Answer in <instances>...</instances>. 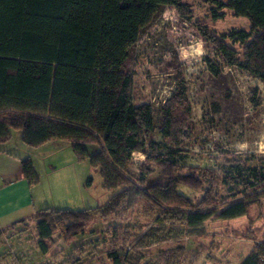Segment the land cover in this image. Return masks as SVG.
I'll list each match as a JSON object with an SVG mask.
<instances>
[{"label": "trees", "instance_id": "trees-1", "mask_svg": "<svg viewBox=\"0 0 264 264\" xmlns=\"http://www.w3.org/2000/svg\"><path fill=\"white\" fill-rule=\"evenodd\" d=\"M167 5L190 19L183 0H0V145L13 131L32 148L65 141L78 159H87L98 169L103 188L110 193L95 208H45L34 216L37 246L44 254L54 247L56 237L69 241L99 219L108 223L138 199L158 211L155 225L129 247L124 245L128 236L120 242L118 227H111L118 245L107 250L110 264L129 263L128 249L181 239L184 234L201 237L203 223L212 216L238 218L264 199V171L256 167L235 169L224 178L230 187L247 193L242 200L216 202L211 172L176 162L173 149L189 115L183 80L164 110L158 131L172 146L164 152L151 138L152 107L134 103L133 80L126 68L140 34ZM219 7L245 18L250 31L217 37L199 25L200 34L227 65L264 83V0H227ZM225 39L242 45L241 57ZM91 146L97 148L93 153ZM134 152L145 157L136 181L128 177ZM21 167L34 184L37 175L31 160H21ZM185 190L191 195H184ZM243 238L252 236L247 233ZM263 255L264 241L255 242L240 264H259ZM200 257L195 251L189 264H197Z\"/></svg>", "mask_w": 264, "mask_h": 264}, {"label": "rangeland", "instance_id": "rangeland-1", "mask_svg": "<svg viewBox=\"0 0 264 264\" xmlns=\"http://www.w3.org/2000/svg\"><path fill=\"white\" fill-rule=\"evenodd\" d=\"M183 1L190 9V19L182 18L173 6L163 7L142 31L131 52L126 69L133 80L134 103L151 105L155 127L151 138L165 152L172 144L158 131L164 110L178 91L179 80H183L189 115L179 144L173 149L175 160L180 166L211 172L216 202L240 201L247 193L230 187L224 178L235 169L256 167L264 171V83L250 72L227 65L203 39L198 26H207L219 37L231 31H250V23L219 7L227 0ZM225 42L241 57L242 45L229 39ZM66 148L59 147L60 153L45 163L42 157L32 154L30 160L37 175L33 185L41 186L47 203L56 201L71 211L104 204L110 193L103 188L98 169L87 159H78L73 151L70 154L68 145ZM96 150L95 146L89 148L90 153ZM144 159L142 153H132L128 165L132 180H137ZM48 164L54 167L53 172L48 171ZM182 193L191 195L189 190ZM259 201L238 218L212 216L203 223L205 234L201 237L184 234L181 239L128 249L127 264H189L195 251L201 254L197 264H240L255 242L264 241V199ZM157 214V210L138 199L129 211L112 216L107 227H101L99 219L94 228L83 233L81 240L75 237L70 246V241L56 237L55 246L47 255L35 247L33 227H28L16 238L0 239V264H107V250L118 245V237L122 242L121 238L127 235L129 241L124 245L129 247L137 236L155 225ZM111 227H118L117 239L113 238ZM247 233L252 238H243Z\"/></svg>", "mask_w": 264, "mask_h": 264}, {"label": "crops", "instance_id": "crops-1", "mask_svg": "<svg viewBox=\"0 0 264 264\" xmlns=\"http://www.w3.org/2000/svg\"><path fill=\"white\" fill-rule=\"evenodd\" d=\"M66 145H68V143L66 144L65 141L52 140L36 148H32L22 142L18 131H13L9 140L0 145V239L5 237H9V239L16 238L19 234L23 233L22 230L33 227V234H35L33 240H35L36 243L35 247L39 249L37 246L36 220H34V216L45 208L54 209L65 207H61L64 204L56 203V201H53V205L47 203L45 197L41 195V186L31 184L24 176L21 160L24 158L31 159L33 154L42 157V162L45 163L48 158L53 159L60 153L58 150L59 147L66 148ZM69 151L71 154V148ZM48 166V171L53 172L54 167L50 164H48ZM19 221L24 222L14 225L15 222ZM97 221L95 223H97ZM95 223L88 227L83 233L86 235L89 229L95 227ZM108 225L109 223H104L102 221L100 226L104 228ZM83 233L71 237L69 240L70 243L69 241L65 242H68L70 246L71 241L75 237L79 236L77 240H81ZM52 249L45 254L42 253L40 249L39 251L41 254L47 255L51 253ZM105 260V263L110 264L106 256Z\"/></svg>", "mask_w": 264, "mask_h": 264}, {"label": "built area", "instance_id": "built-area-1", "mask_svg": "<svg viewBox=\"0 0 264 264\" xmlns=\"http://www.w3.org/2000/svg\"><path fill=\"white\" fill-rule=\"evenodd\" d=\"M259 264H264V255L260 257Z\"/></svg>", "mask_w": 264, "mask_h": 264}]
</instances>
